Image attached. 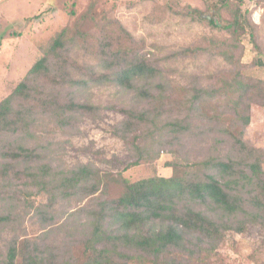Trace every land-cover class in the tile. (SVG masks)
<instances>
[{"label": "rangeland", "instance_id": "374dc122", "mask_svg": "<svg viewBox=\"0 0 264 264\" xmlns=\"http://www.w3.org/2000/svg\"><path fill=\"white\" fill-rule=\"evenodd\" d=\"M238 13L237 23L225 28ZM63 28L71 40L70 77L89 79L91 71L96 75L112 72L103 58L143 57L161 73L151 80H137V84L161 95L164 118L175 117L186 129L178 139L168 133L162 139L165 145L152 149L154 153L160 150L157 158L131 166L138 156L132 143L138 142L142 131L127 140L118 137L113 130L125 116L105 107L141 110L149 102L113 82L67 84L63 97L103 108L98 113H78L68 126L40 112L26 139L22 133L4 134L0 152L22 143L38 146L41 163L56 170L91 164L101 171L104 184L92 195L57 197L53 207L47 208L52 217L46 218L38 209L48 204L51 193L27 175L36 165L0 155V212L14 217L0 230V260L16 236L45 239L70 249L76 264L83 263L89 254L83 243L89 218L81 210L97 208L101 200L122 195L124 178L166 176V170L170 172L166 177L186 176L205 171L200 163L206 159L226 160L238 154L234 136L239 135L241 125L229 107V96L219 93L190 109L188 99L194 89L220 87L238 74L245 80L264 81V0H0V101ZM185 48L192 50L173 54ZM158 83L163 84L162 91L154 87ZM243 140L264 149V105L252 104L251 123ZM197 209L210 214L205 207ZM192 248L193 253L174 250L171 255L183 264H263L264 226L251 221L243 232L227 231L213 247L201 243ZM171 255L160 263L151 256H139L129 264H167Z\"/></svg>", "mask_w": 264, "mask_h": 264}, {"label": "trees", "instance_id": "16d2710c", "mask_svg": "<svg viewBox=\"0 0 264 264\" xmlns=\"http://www.w3.org/2000/svg\"><path fill=\"white\" fill-rule=\"evenodd\" d=\"M239 14L234 22L224 27L230 29L237 23ZM210 22L219 25L213 19ZM67 33L68 29L63 28L55 35L43 55L0 101V142L4 134L22 133V139H26L40 112L50 114L61 126L71 125L78 113H98L103 107L66 99L62 90L67 84L113 82L136 91L149 102V106L141 110L105 107L125 116L114 127L113 133L118 137L127 140L133 133L142 131L138 142L132 143L138 156L131 166L157 158L160 150L154 153L152 149L155 146L161 149L165 145L162 139L168 133L173 134L172 139H178L179 133L186 129L181 120L164 118L166 110L161 95L155 94L150 87L137 84V80L154 79L161 70L143 57L121 55L112 60L103 58L104 65L112 72L96 75L91 73L90 67L89 79H73L68 70L71 40ZM190 50L192 48H185L173 54H186ZM154 87L162 91L163 84ZM219 93L229 96V107L241 125L239 135L234 136L238 154L226 160L206 159L200 163L205 171L186 176L152 175L135 181L124 178L122 195L101 200L97 208L81 210L89 218L83 240L89 254L81 264H129L139 256H151L160 263L174 250L193 253L192 247L201 243L213 247L227 231L243 232L251 221L264 226V149L249 146L243 140L244 130L251 123L252 104L264 105V81L245 80L238 74L224 80L220 87L195 88L188 99L190 109ZM0 155L36 165L27 175L51 193L48 204L38 209L46 218L52 217L47 208L53 207L57 197L92 195L104 184L101 171L91 164L56 170L48 163H41L43 157L38 146L30 148L22 143ZM197 206L205 207L210 214ZM13 218L10 213L0 212V230ZM0 264H76V259L70 249L45 239L36 241L15 236ZM167 264L183 263L171 255Z\"/></svg>", "mask_w": 264, "mask_h": 264}, {"label": "crops", "instance_id": "0c3cea01", "mask_svg": "<svg viewBox=\"0 0 264 264\" xmlns=\"http://www.w3.org/2000/svg\"><path fill=\"white\" fill-rule=\"evenodd\" d=\"M165 173H166V176H169V175H170V174H169V173H170L169 170H166Z\"/></svg>", "mask_w": 264, "mask_h": 264}]
</instances>
